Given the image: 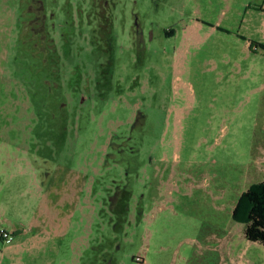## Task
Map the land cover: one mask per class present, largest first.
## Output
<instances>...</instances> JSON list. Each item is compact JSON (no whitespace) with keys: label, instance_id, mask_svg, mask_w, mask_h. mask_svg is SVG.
I'll return each mask as SVG.
<instances>
[{"label":"rangeland","instance_id":"rangeland-1","mask_svg":"<svg viewBox=\"0 0 264 264\" xmlns=\"http://www.w3.org/2000/svg\"><path fill=\"white\" fill-rule=\"evenodd\" d=\"M262 5L0 0V264H264Z\"/></svg>","mask_w":264,"mask_h":264},{"label":"trees","instance_id":"trees-1","mask_svg":"<svg viewBox=\"0 0 264 264\" xmlns=\"http://www.w3.org/2000/svg\"><path fill=\"white\" fill-rule=\"evenodd\" d=\"M242 201L245 211L238 213V208L235 209L233 218L236 221L243 219V236L247 242L264 248V177L243 194ZM132 260L135 262V257Z\"/></svg>","mask_w":264,"mask_h":264},{"label":"built area","instance_id":"built-area-1","mask_svg":"<svg viewBox=\"0 0 264 264\" xmlns=\"http://www.w3.org/2000/svg\"><path fill=\"white\" fill-rule=\"evenodd\" d=\"M261 11L264 12V5L261 6ZM0 239L6 240L7 236L4 232H0Z\"/></svg>","mask_w":264,"mask_h":264},{"label":"flooded vegetation","instance_id":"flooded-vegetation-1","mask_svg":"<svg viewBox=\"0 0 264 264\" xmlns=\"http://www.w3.org/2000/svg\"><path fill=\"white\" fill-rule=\"evenodd\" d=\"M137 35H139L138 33H137ZM125 144V143H124ZM113 146V145H112ZM116 148V150H118V148H119V146H114V149Z\"/></svg>","mask_w":264,"mask_h":264},{"label":"crops","instance_id":"crops-1","mask_svg":"<svg viewBox=\"0 0 264 264\" xmlns=\"http://www.w3.org/2000/svg\"><path fill=\"white\" fill-rule=\"evenodd\" d=\"M261 9V8H260Z\"/></svg>","mask_w":264,"mask_h":264}]
</instances>
